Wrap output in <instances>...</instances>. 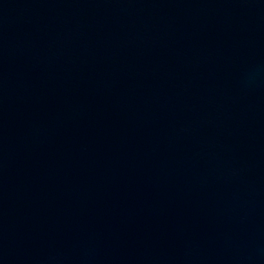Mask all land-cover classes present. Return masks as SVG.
Wrapping results in <instances>:
<instances>
[{"label": "water", "instance_id": "95a60500", "mask_svg": "<svg viewBox=\"0 0 264 264\" xmlns=\"http://www.w3.org/2000/svg\"><path fill=\"white\" fill-rule=\"evenodd\" d=\"M0 264H264V0H0Z\"/></svg>", "mask_w": 264, "mask_h": 264}]
</instances>
